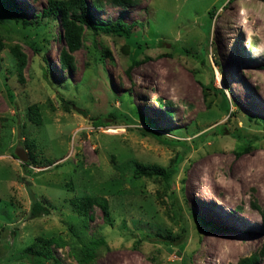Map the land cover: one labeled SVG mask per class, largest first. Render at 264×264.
Wrapping results in <instances>:
<instances>
[{
    "label": "rangeland",
    "instance_id": "374dc122",
    "mask_svg": "<svg viewBox=\"0 0 264 264\" xmlns=\"http://www.w3.org/2000/svg\"><path fill=\"white\" fill-rule=\"evenodd\" d=\"M14 1L33 20L47 0ZM92 11L103 20L122 12L112 6ZM209 11H215L207 45L214 85L226 92L237 126L249 134L248 151L242 150L246 142L230 135L197 136L226 118L221 112L208 115L219 96L209 95L213 104L206 107L197 79L207 72L192 55L208 37ZM122 17L143 26H136L130 39L87 35L73 53L71 72L59 66L58 20L38 28L5 21V43L17 44L26 63L20 76L8 48L0 53V264H31L16 257L36 236L68 242L52 246L60 264H77L69 245L92 234L105 240L93 264H183L187 257L184 264H237L263 244L260 214L252 203L264 202V68L259 66L264 64V0H135ZM34 42L47 62L50 85ZM103 48L108 50L103 63L95 62ZM134 58L138 63L131 65ZM59 93L80 110H67L55 96ZM32 103L39 107L40 125L27 120ZM122 112L132 121L125 122ZM99 115L104 120L96 126L92 118ZM147 130L182 140L188 148L161 143ZM22 136L34 140L28 149L34 162L28 165L15 156L18 149L27 154ZM135 161L175 169L171 187L157 178H133ZM75 194L105 196L111 225L93 207L83 229L68 203ZM32 195L45 202L47 214L29 215ZM168 208L181 212L180 220L171 219ZM167 229L174 234L171 247L152 235ZM257 264H264V256Z\"/></svg>",
    "mask_w": 264,
    "mask_h": 264
},
{
    "label": "trees",
    "instance_id": "16d2710c",
    "mask_svg": "<svg viewBox=\"0 0 264 264\" xmlns=\"http://www.w3.org/2000/svg\"><path fill=\"white\" fill-rule=\"evenodd\" d=\"M90 3L88 4L87 0H47L46 5L42 8L39 16L35 19H26L24 10L21 9L14 0H0V53L7 47L9 52L12 54L15 66L21 76V70L25 66L26 63V55L22 53L17 44L7 45L5 43V36L2 34L3 30H8L9 27L6 25V20H12L16 23H19L21 28H27L29 26H33L35 28L43 26H48L49 23H53L55 20H58L59 26L61 27V34L56 35L57 38L61 39V48L58 55L59 66L68 72H71L75 68V60L73 53L83 46V40L87 35L95 36L100 33L110 34L114 36L124 37L126 39H130L133 37V32L135 27L143 26L142 22H125L122 17V12L128 6L133 5L135 0H88ZM107 6H112L114 8L121 9L122 12L117 16L110 20H103L102 18L94 15L92 10L103 13ZM210 15V26L208 29V37L205 38L202 47L195 52L193 55L195 61L201 65L204 71L207 72V77L202 80L201 77H198V82L200 83L203 98L206 102V107L210 108L213 104V99H208V96L218 95L219 101L216 104L217 108L208 112L209 116H214L217 112L223 113L226 118L224 121L215 124L213 127L209 129V131H204L203 133L198 134V138L202 139L206 134L213 133L218 135H230L234 137L236 140H241L246 142L243 151H248L250 149V144L252 140L250 139L249 134L244 133V131L237 126L235 120V111L231 109V103L229 97L226 92L220 88L215 87L214 85V73L207 58V45L208 38L211 29V23L213 17L215 15V11H209ZM4 17V18H3ZM47 41V38H45ZM92 46L96 48L94 40L91 41ZM34 52L37 56V60L39 63V68L44 76V79L48 83L51 84L52 80L49 76V68L47 66V62L43 55L40 54V46L34 42L32 43ZM101 53H97L93 59L95 62L103 63V54H108L107 48H103ZM99 54V55H98ZM1 61V57H0ZM216 64L219 65V60L215 59ZM138 63L137 59H132V63ZM261 68H264V64L259 65ZM1 68V62H0ZM128 68H131L129 66ZM197 75V70H194ZM50 77V78H48ZM21 80V78H20ZM51 81V82H50ZM59 84L62 82L58 81ZM52 86V85H51ZM64 86V85H63ZM59 89L62 86H57ZM12 98V95L9 94ZM60 104H62L67 110L70 108H74L76 110H80L78 107L70 99H65L62 93L55 95ZM158 103L162 104V99H157ZM169 105H173L171 101H167ZM120 117L123 118L125 122H131L132 118L127 113H119ZM26 115L27 120L35 124H42V116L39 112V107L36 103L29 104L26 107ZM110 116V114H108ZM112 116V114H111ZM119 116V115H118ZM104 120L102 116H96L92 118V123L96 126L100 125V122ZM262 128L264 129V118H260ZM17 124V121L15 120ZM141 130V129H140ZM147 132L156 138L158 141L164 144H180L184 148H188V145L179 139H169L158 132L147 130ZM23 137V144L27 150V154L29 156V160L27 162H23L24 165H28L34 162V158L32 155V151H28L31 146H34L33 138H28L27 136ZM184 152V151H183ZM175 173V169L169 167L165 168L155 163H148L143 161H135L134 170L132 172L133 178H157L160 179L166 188H170L172 185V177ZM174 191H170V198L174 200L173 205L180 209V205L175 198ZM156 195L161 198V194L157 191ZM161 202H164L161 200ZM68 203L71 207V210L74 212L75 216L80 219L81 227L84 229L86 226V222L91 218L90 211L93 207H98L101 212L104 221L111 225L112 219L110 215L109 202L107 198L103 195L99 194H75L68 199ZM253 207L260 214L261 224L264 229V202L262 205H258L256 202L252 203ZM167 211V215L170 213V218L173 220H180L179 215L181 212L176 214L172 212V209ZM49 212V208L45 204L44 201L40 200L38 197H34L32 195L29 215L31 217L38 216L40 214H47ZM212 229L217 230L215 226H212ZM220 229V228H219ZM181 231L185 232L186 228L184 225L181 227ZM84 230H81L77 233V237L79 239V234H83ZM152 235L160 237L163 243L167 247H171L172 242L171 239L174 238V234L171 233L170 230L167 229V233L163 234L162 230H156ZM177 233L176 236H178ZM148 236L147 234H141L140 237ZM169 239V240H166ZM78 243L77 245L70 244L69 254L76 260L77 264H93L97 250L100 245L105 244V240L101 236L89 235L86 239H79L75 241ZM68 245V242L63 240L58 236H36L33 242L30 245L24 247L16 257L17 260L25 259L31 264H60L58 259L54 256L52 246L55 247H63ZM264 256V240L263 244L250 254L246 256H242L238 259L237 264H257L258 260ZM189 260V257L183 259V264Z\"/></svg>",
    "mask_w": 264,
    "mask_h": 264
},
{
    "label": "water",
    "instance_id": "95a60500",
    "mask_svg": "<svg viewBox=\"0 0 264 264\" xmlns=\"http://www.w3.org/2000/svg\"><path fill=\"white\" fill-rule=\"evenodd\" d=\"M15 156L18 158V159H20L21 161H26L27 160V154H26V152H25V150L24 149H18V150H16V152H15Z\"/></svg>",
    "mask_w": 264,
    "mask_h": 264
},
{
    "label": "bare ground",
    "instance_id": "6f19581e",
    "mask_svg": "<svg viewBox=\"0 0 264 264\" xmlns=\"http://www.w3.org/2000/svg\"><path fill=\"white\" fill-rule=\"evenodd\" d=\"M260 174V173H259Z\"/></svg>",
    "mask_w": 264,
    "mask_h": 264
}]
</instances>
